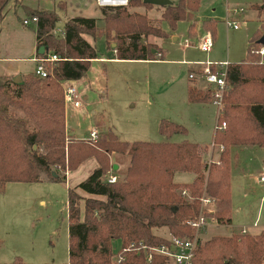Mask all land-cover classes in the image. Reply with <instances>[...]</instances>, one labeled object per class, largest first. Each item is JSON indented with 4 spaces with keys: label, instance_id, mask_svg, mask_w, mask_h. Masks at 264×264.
<instances>
[{
    "label": "trees",
    "instance_id": "1",
    "mask_svg": "<svg viewBox=\"0 0 264 264\" xmlns=\"http://www.w3.org/2000/svg\"><path fill=\"white\" fill-rule=\"evenodd\" d=\"M199 1L175 0L161 5L160 19L173 29L177 21L191 18ZM9 2L23 6L30 18L35 17L36 48L43 45L44 51L54 52L58 58L52 61L45 76L31 72L22 75L16 83L11 75H0V188L6 181L64 180V173L59 174L56 168L74 169L91 155L97 166L83 180L67 186V261L28 263L15 258L0 264H111L114 240L119 241L120 249L139 239L157 244L166 243L170 235L191 236L193 228L184 220L198 213L202 191L215 197V210L209 215L229 224V174L224 153H220L218 162L222 167L219 168L218 162L207 163L201 159L198 143L185 139L126 141L117 139L110 130L92 140L71 135L66 138L62 83L82 77L90 59L97 56L91 37L100 33L107 41L112 33L116 39L111 46L112 57L155 59L162 58V50L148 47L141 37L148 33L163 36V29H155L145 16L127 10L126 6H97L103 22L100 31L94 30V17L74 15L63 20L60 33L55 35L53 28L58 15L54 9L28 8L22 0H0V16ZM136 3L151 4L142 0H129L128 4ZM258 4L253 6L263 8L264 0ZM207 22L213 31L215 21L201 19L203 26ZM191 26L190 22L187 31ZM258 37L255 32L249 39L245 56L229 62L226 69L230 88L222 96L224 102L217 117V122L224 121L225 129H216L212 139L223 147L232 142L264 141V97L255 99L240 94L241 86L260 74L258 78H263L264 84V61L253 58L258 56L254 51L260 45ZM41 54L36 52L37 56ZM248 63H252L253 72L247 71ZM187 99L209 102L211 95L205 86L188 84ZM158 130L165 136L186 132L182 124L166 118L158 121ZM111 150L126 153L129 163L121 177L116 174L114 181L107 182L102 175ZM176 171L192 172L194 176L188 182L177 183L172 180ZM180 185L189 189L191 201L175 191ZM75 188L92 195L81 196ZM162 226L167 228L169 236L162 237L152 231ZM263 251L264 230L256 235L212 237L195 248L191 264H259ZM123 253L124 259L117 264L164 262L162 257L153 256L146 263L141 253L133 250Z\"/></svg>",
    "mask_w": 264,
    "mask_h": 264
},
{
    "label": "rangeland",
    "instance_id": "2",
    "mask_svg": "<svg viewBox=\"0 0 264 264\" xmlns=\"http://www.w3.org/2000/svg\"><path fill=\"white\" fill-rule=\"evenodd\" d=\"M174 1L170 0V2ZM259 2L260 0L200 1L199 9L196 12L193 11V17L191 16L195 23L194 30L199 35L203 34L202 16H210L209 18L215 21L213 45L208 51V56L226 58L229 62H236L245 56V49L251 36L255 32H257V36H260L264 29L263 26H260L262 23L264 24V7L256 9L253 6ZM136 4H128L125 8L145 16L147 22L155 29L157 27L164 29L163 36L148 33L141 37V40L148 47L157 48L158 51L162 50L164 52L163 59L111 58L106 61H92L94 71L100 73L102 78L103 74L105 76L106 92L105 94H98L96 88L93 87L92 96L84 99L85 102H88L87 100L93 102L85 105L86 109H76L69 105L70 103L65 102L68 127V130L65 131L66 138L69 135V137H87L86 139H88L89 126L91 125L95 128L96 134L94 138L89 140L95 139L97 135L100 137L107 130H110L115 133L117 139L126 141H181L185 139L196 142L200 147L198 153L201 159L207 163L210 161L218 162L220 153H224L228 162L230 223H220L212 216L213 221H209L203 229L196 232L197 246L204 245L205 241L212 237L230 235L235 237V235L241 234L256 235L260 233L264 230V181L249 179L247 180L248 184L245 185L244 177L238 172L235 173L237 168L234 166L244 168L245 172L247 170L255 172L259 168L262 158H264V141L232 142L224 147L215 142L214 145L210 146L214 135L215 105L209 101L201 105L200 108L193 109L194 106L186 108L182 101L185 99V85L189 82V78L186 76L187 64L181 63L179 60L181 58L203 59L207 56L203 51L183 45L182 39L184 37L190 43L195 42V36L191 37L186 32L189 20L181 19L176 23L175 29H169L167 23L160 19L162 8L159 5ZM29 5L32 7L27 6L28 8L50 7V9H54L58 15L53 28L55 35L60 33L63 20L74 15L94 17L95 31H100L103 26L99 8L94 5L93 0H30ZM225 6L242 8L239 13L229 11V17L237 20L239 27L226 26L224 22ZM8 11L16 21L15 23L24 31L11 36L7 48L4 47L1 40L0 53L4 54L3 52L8 50L9 54L27 56L25 44L31 36L30 32L35 30V21L30 19L27 10L21 5H15ZM23 18L28 21L22 23ZM111 34L107 41L100 33L94 35L93 38L91 37L90 41L93 43L98 56L112 54L111 46H114L116 39ZM172 34L176 35L175 41L170 36ZM111 43L113 44L111 45ZM253 58L264 61V52L258 53V56L255 55ZM14 61L21 75L31 73L36 68L35 62L27 58H18ZM52 65L53 62H47L46 68L49 70ZM251 65L252 63L247 64L249 73L253 72ZM259 76L261 74L249 79L241 86V97L252 96L255 99L264 97V84L261 82L263 78H258ZM99 79L97 82H100ZM229 88L230 85L224 94H227ZM161 118L176 121L181 119L186 132L172 133L169 136L161 134L158 130V121ZM252 143L257 145H252ZM247 144L249 145L241 146ZM234 158L238 161L236 164L233 163ZM231 159H233L232 164L234 166H231ZM94 160L96 159L93 155L85 157L78 164L79 166L74 168L73 172V169L63 171L59 167L56 168L59 174L64 173V180L4 182L0 188V224H2L0 227V262H10L15 258L28 263H64L67 261V186H73L76 184L75 181L83 179ZM113 163L118 166L116 167L118 170L112 168ZM128 163L129 156L126 153L111 150L107 153V165L102 176L115 171L114 173L121 177ZM217 164L219 168L222 167L220 162ZM67 172H69V177ZM193 176L192 172L176 171L172 175V180L177 183L190 181ZM183 188L190 195L189 189L182 185L176 187L175 191L180 193L179 191ZM78 189L75 188L76 191H79ZM203 194L214 199L213 204L207 206L215 210V197L205 191H202L200 195ZM95 196L102 197L101 195ZM182 196L186 200L189 199L188 195ZM190 199H192L191 195ZM81 206L82 200H80ZM152 231L162 237L169 236L167 228L164 226ZM194 233L195 230L193 229L192 234ZM112 245L113 252L119 250L118 240H114ZM112 259L111 254V264H113ZM258 260L259 264H264V251Z\"/></svg>",
    "mask_w": 264,
    "mask_h": 264
},
{
    "label": "built area",
    "instance_id": "3",
    "mask_svg": "<svg viewBox=\"0 0 264 264\" xmlns=\"http://www.w3.org/2000/svg\"><path fill=\"white\" fill-rule=\"evenodd\" d=\"M94 3L100 7H118L127 6L129 0H94ZM227 11L231 13H239L242 11L241 7H226V15L224 17V22L227 27L237 28L239 23L237 20L230 18ZM31 20H35V17H31ZM28 20L26 18L22 19V23H26ZM184 45H188L189 42L186 38L183 40ZM212 45V38L208 32L200 37L195 43V46L201 51L207 52ZM254 51L262 54L264 52V45H259ZM44 53V54H43ZM41 55H36L34 61L36 63V68L34 73L38 76H45L48 73L46 68L47 62H52L58 58L54 52L44 51ZM192 64H199L197 68H189L187 70V77L189 79H199L203 82L205 88L209 91L211 95V102L216 108V117L213 130L222 129L224 127V121L220 120L217 122V117L221 114L222 108V96L228 87V82L226 80V69L228 66L227 60H196V61H186ZM62 96L64 102H68L74 106L80 104L81 95L78 88L71 83H62ZM96 130L93 126L89 129V138H94ZM212 141L210 146L214 145ZM117 178L114 173H107L102 179L107 182H112ZM259 180H264V172L259 175ZM181 195H188L191 201L188 191L183 188L180 190ZM199 210L198 213L192 217L186 218L184 221L188 223L194 230L195 233L191 236H176L170 235L166 243L148 244L143 240L139 239L137 241H130L126 246L121 247L118 251L112 254V260L114 264L119 263L124 259V251L133 250L136 253H141L144 261L149 262L153 256H159L163 258V263L161 264H191L192 255L195 248L198 245V239L196 237V232L203 229L209 221H213V217L209 215L212 212V208L207 205L213 204L214 199L207 195H200L199 198Z\"/></svg>",
    "mask_w": 264,
    "mask_h": 264
},
{
    "label": "crops",
    "instance_id": "4",
    "mask_svg": "<svg viewBox=\"0 0 264 264\" xmlns=\"http://www.w3.org/2000/svg\"><path fill=\"white\" fill-rule=\"evenodd\" d=\"M29 1L30 0H22V4L23 5H26V6H30L29 5ZM201 1V0H200ZM200 1H199V6H200ZM93 3H94V0H93ZM31 4V3H30ZM94 5L97 7V5L94 3ZM155 5V4H154ZM156 6H158V5H156ZM160 6V8H162L161 7V5H159ZM199 6H198V8L194 11V12H196L198 9H199ZM12 7H14V5L12 4V2H9L4 8H3V10H2V14H1V16H0V41L1 42H3V45H4V47L5 48H7V44H10L9 42H10V38H11V36H13L14 34H19V32H23L24 30H23V28L22 27H20L19 25H17V23H15L16 21L10 16V13H9V11H8V9H10V8H12ZM30 7H32V6H30ZM226 7L227 8H230V7H228V6H225V15H226ZM45 8H50V7H45ZM99 12H100V10H99ZM227 13L229 14V11H227ZM195 15V14H194ZM83 16H85V15H83ZM100 17H101V14H100ZM193 17V16H192ZM210 17V16H209ZM209 17H207V16H202V18H209ZM201 18V19H202ZM194 19V18H193ZM194 21V20H193ZM192 21V19L190 18L189 19V23L191 22L192 23V26H191V28H192V31H191V29L189 30V31H187V28H186V32L192 37V36H195V42L194 43H190V41L186 38V37H184V38H186L187 40H188V42H189V44L188 45H184L185 47H189V48H192V49H196V50H199V51H201L199 48H197L196 46H195V43H196V41H197V37H201L202 35H204L205 33H206V31H208V33L210 34V32H211V34H210V36H211V38H212V45H213V31H211L210 30V26H211V23L210 22H207L206 23V25L205 26H203L202 25V27L204 28V32H203V34L202 35H199V34H197V32L194 30V28H195V23ZM178 22V21H177ZM176 22V23H177ZM174 29H175V27H174ZM164 30V29H163ZM30 35L31 36H29V38H28V41L26 42V44H25V49H26V55L27 56H16V55H13V54H9V51L8 50H6V51H4L3 53L4 54H1L0 53V75H2V74H7V75H11L12 77H14L16 74H19V68H18V66L17 65H15L16 63H14L15 61L14 60H16V59H18V58H27L28 60H30V61H34V57L36 56V41H35V35H34V32L33 31H31L30 32ZM171 37H172V39L175 41V39H176V35H170ZM200 37H199V39H200ZM184 38L182 39V41L184 40ZM113 43H111V45H112ZM212 45H211V47H212ZM211 47H210V49H211ZM161 48V47H160ZM210 49L208 50V51H210ZM198 51V52H199ZM208 51L207 52H205V51H203L204 53H206L205 55H207L208 54ZM111 52H112V54L111 55H109V56H98L97 54V56L96 57H94V58H91L90 59V61H89V66H88V69H87V71L85 72V74L82 76V77H80V78H78V79H69V80H66V81H64V82H66V83H71V84H73V85H75L77 88H78V90H79V92H80V95H81V101H80V104L79 105H77V106H74V105H72V104H69V105H71L72 107H74V108H76V109H86V107H85V105H89V104H92L93 102H91V101H89V100H87L88 102H85V100L84 99H86V97H88V96H92V94H93V87H95L96 88V90H97V93L98 94H100V93H104L105 94V92H106V82H105V76H104V74H103V78H102V75L100 74V73H97V71H94V68H93V65L91 64V62L92 61H103V60H107V59H113V58H116V57H112V56H114V54H113V51H112V49H111ZM162 53L164 54V52L162 51ZM120 59H123V58H120ZM157 59H163V56H162V58H155V59H140V60H157ZM204 59H210V60H227L226 58L225 59H223V58H218V57H211V56H205L203 59H199V58H191V59H184V58H181L179 61L181 62V63H185V64H187V70H189V68H197L198 66H199V64H192V63H190V62H186V61H196V60H204ZM131 60H139V59H131ZM228 61V60H227ZM35 62V61H34ZM36 64V63H35ZM188 64L190 65L189 67H188ZM228 65H229V61H228ZM33 70V69H32ZM33 72V71H32ZM91 72H93L94 74H92ZM98 74H99V76H100V79H99V76H98ZM20 75V77L22 76L21 74H19ZM187 76V75H186ZM97 79H99L100 80V82H97ZM188 84H194V85H201V86H204V84H203V82L202 81H200L199 79H189V82H187L186 83V85H185V90H186V94H185V99L184 100H182L183 102H184V104L186 105V108H189L190 106L191 107H193V109H198V108H200V106L201 105H204V104H206L207 102H205V101H189L188 99H187V85ZM97 101V100H96ZM211 103V102H210ZM203 107V106H202ZM215 113H216V108H215ZM66 115H67V112L65 111V102H64V123H65V127H66V130H68V127H67V124H66ZM172 120V119H171ZM172 121H175V122H178V123H180V124H182L183 125V121L180 119V120H172ZM182 121V122H181ZM184 126V125H183ZM89 127H91V125L89 126ZM185 127V126H184ZM89 129V128H88ZM213 133H214V130H213ZM74 138H80V139H86L87 137H85V138H83V137H77V136H75ZM233 144H236V143H233ZM239 144H246V143H239ZM201 145V144H200ZM249 144H247V145H241V146H248ZM252 145H257V144H255V143H252ZM263 146V145H262ZM231 158V157H230ZM236 158V157H235ZM234 158V160L233 159H231L230 160V162H231V166L233 165L232 164V160L234 161L233 163L234 164H236V162H238V161H236V159ZM114 165V166H113ZM79 166V165H78ZM95 166H97V162H96V160H94V162H93V165L92 166H90V168L88 169V173L95 167ZM230 166V167H231ZM234 166V165H233ZM116 167H118V166H116V164L115 163H113L112 164V168L113 169H116ZM234 167H236L237 169V171H235V173L236 172H238V173H240L241 175H242V177H244L243 179H244V184L245 185H247L248 184V181L247 180H255V181H264V180H259V175L262 173V172H264V158H262V160H261V163H260V165H259V168H257L256 169V171L255 172H249L248 170L245 172L244 170V168H240L239 166H234ZM78 168V167H77ZM76 168V169H77ZM116 170H118V168L116 169ZM230 170H232L231 168H230ZM74 171V169L72 170V172ZM115 171H113L112 173H114ZM70 173H71V171H70ZM88 173L86 174V176L88 175ZM114 174H117V173H114ZM67 175H68V177L70 176L69 175V172H67ZM119 175V174H118ZM85 176V177H86ZM84 177V178H85ZM83 178V179H84ZM230 178H231V172H230ZM252 178V179H251ZM83 179H81V180H83ZM191 180V179H190ZM80 181V180H79ZM187 181H189V180H186V181H183V182H187ZM78 181H75L74 183H77ZM182 182V181H181ZM79 191H77L81 196H90V195H92V194H88V193H86V192H84V191H82V190H80V189H78ZM264 194V193H263ZM4 224V223H3ZM0 227H2V224H0ZM240 231H241V228H240Z\"/></svg>",
    "mask_w": 264,
    "mask_h": 264
},
{
    "label": "water",
    "instance_id": "5",
    "mask_svg": "<svg viewBox=\"0 0 264 264\" xmlns=\"http://www.w3.org/2000/svg\"><path fill=\"white\" fill-rule=\"evenodd\" d=\"M143 2H148L151 4H155V5H164L167 3H170V0H142ZM257 43L264 45V30L261 33V35L257 38ZM36 52L37 53H43L44 52V46L43 45H38L36 48ZM44 54V53H43ZM13 82H20L21 81V77L19 74H16L14 77H12ZM34 147V145H33ZM114 166V165H113Z\"/></svg>",
    "mask_w": 264,
    "mask_h": 264
}]
</instances>
